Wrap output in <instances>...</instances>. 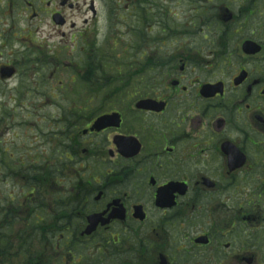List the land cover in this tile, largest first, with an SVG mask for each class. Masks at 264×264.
<instances>
[{
  "label": "flooded vegetation",
  "instance_id": "1",
  "mask_svg": "<svg viewBox=\"0 0 264 264\" xmlns=\"http://www.w3.org/2000/svg\"><path fill=\"white\" fill-rule=\"evenodd\" d=\"M261 12L252 21L258 30H251L252 36L243 40L239 29L234 33L239 45L225 62L218 49L198 59L182 51L164 53L158 66L160 82L145 86L154 90L120 102L128 116L112 110L87 120L76 148L85 157L106 153L114 173L105 170L104 184L95 182L98 206L75 215L80 227L67 226L55 246L49 245L56 254L63 252L61 264H264V22L258 23L264 9ZM246 41L255 43L248 51L242 46ZM230 57L238 65L234 71H229ZM149 58L142 52L123 69L134 64L143 73ZM5 61L0 67L16 69L14 59ZM89 67L83 61L79 102L84 106L96 103L106 89L88 82ZM125 86L118 85L108 98ZM140 102L147 106H138ZM103 115H116L114 123L95 129L94 122ZM122 172L125 180H143L149 188L153 218L140 203L127 208L126 194L113 192L106 200L102 189L111 188L115 179L120 184L114 177ZM81 184L76 181L70 192L77 186L82 194ZM20 195L8 196L9 201L0 205L2 240L12 243L0 249V264L20 255L22 231L16 221L29 217L32 224V190L22 199ZM91 217L94 227L86 234ZM79 249L89 251V259ZM52 254L42 252L34 259L48 264Z\"/></svg>",
  "mask_w": 264,
  "mask_h": 264
},
{
  "label": "rangeland",
  "instance_id": "2",
  "mask_svg": "<svg viewBox=\"0 0 264 264\" xmlns=\"http://www.w3.org/2000/svg\"><path fill=\"white\" fill-rule=\"evenodd\" d=\"M63 1L0 0V46H6L0 50V63L8 57L16 61L15 76L0 79V205L9 201L8 196L17 198L20 192L22 199L32 190V234L27 236L32 240V264L37 263L34 256L42 250L53 253L48 264H61L63 252L56 254L49 245L55 246L67 226L80 227L75 215L98 206L95 182L104 184L105 170L114 173L106 153L85 157L81 148H76L78 133L87 120L112 110H122L128 116L121 103L154 90L145 86L160 82L158 66L164 53L182 51L198 59L218 49L224 56L221 62H225L236 43L239 45V35L234 33L239 29L244 40L251 30L258 31L252 21L264 9V0ZM57 13L64 20L62 25L52 21ZM142 52L150 57L143 73L134 64L123 69ZM230 60L229 71H234L237 62L234 57ZM83 61L84 66L86 61L90 64L85 73L88 82L98 88L106 86L97 102L87 106L79 102L83 99ZM125 70H129L127 75ZM116 84L126 85L124 91L108 98ZM116 102L121 103L118 106ZM118 177L120 184L115 179L111 188L102 189L106 200L113 192L119 197L126 194L127 208L140 203L150 213L149 219L153 218L156 211L143 180H125L123 172L114 178ZM70 181L84 184L82 194L77 186L70 192L74 187ZM89 182L94 188L86 185ZM64 213L72 216L63 218ZM13 226L16 229L18 225ZM47 229L54 232L50 235ZM79 251L89 259V251ZM26 258L11 257L7 264H23Z\"/></svg>",
  "mask_w": 264,
  "mask_h": 264
},
{
  "label": "trees",
  "instance_id": "3",
  "mask_svg": "<svg viewBox=\"0 0 264 264\" xmlns=\"http://www.w3.org/2000/svg\"><path fill=\"white\" fill-rule=\"evenodd\" d=\"M87 76H88V74H86V77ZM57 205H59V204H57ZM41 210H43V208ZM26 222H27V224L24 225V228L26 230L31 229L32 228V224L29 223L28 220ZM37 222H39V221L37 220L35 222L36 225H38ZM22 228H23V226H22ZM38 228H39V225H38ZM4 237H6V234L4 235ZM19 239H20V241H19L20 256H25V257L27 256V258L24 259V263L23 264H32V240H30V238L27 237V235H25L24 233H20ZM6 245L9 247V246L12 245V243L10 242V243L6 244L5 243V239L2 240V236H1V233H0V249L2 247L6 248Z\"/></svg>",
  "mask_w": 264,
  "mask_h": 264
},
{
  "label": "water",
  "instance_id": "4",
  "mask_svg": "<svg viewBox=\"0 0 264 264\" xmlns=\"http://www.w3.org/2000/svg\"><path fill=\"white\" fill-rule=\"evenodd\" d=\"M66 1H67V0H64V1L62 2V4H65ZM52 19H53V21H54L56 24L62 25V24L64 23V21H63V19L60 17V15H54ZM252 46H253L252 43H250V42H246V43L244 44L243 47H244V49H246V50L248 51ZM255 51H257V50H255ZM255 51H254V52H255ZM11 74H12V72H11V71H8V72L5 73V76H11ZM138 106H141V107L145 108L147 105H146L145 103H140V105H138ZM148 106H149V105H148ZM151 107H152V106H151ZM109 119H110V120H109ZM111 122H113V119H112L111 117H103V118H100V119L97 120V122H96V127H104V126L110 125ZM88 221H89V223H90V227L87 228V230H86V234H89V233L92 231L93 227H94V226H93V225H94V222H95V221H94V217L89 218Z\"/></svg>",
  "mask_w": 264,
  "mask_h": 264
}]
</instances>
